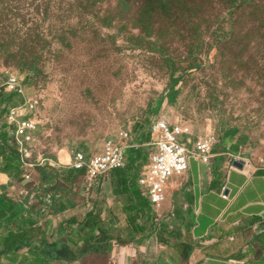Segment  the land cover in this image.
Returning <instances> with one entry per match:
<instances>
[{
    "label": "rangeland",
    "instance_id": "1",
    "mask_svg": "<svg viewBox=\"0 0 264 264\" xmlns=\"http://www.w3.org/2000/svg\"><path fill=\"white\" fill-rule=\"evenodd\" d=\"M235 1L188 0L147 12L144 0H0V73L31 77L29 93L38 99L36 157L57 160L61 150L65 163L77 150L98 152L123 129L140 143L154 120L167 117L196 139L215 135V151L242 154L250 168L263 167L264 0ZM31 170L29 179L21 172L5 181L7 192L16 185L11 196L38 189L39 171ZM83 182L78 175L70 188L67 217L90 206L88 199L111 194L107 181L90 190ZM110 200L122 217L127 200ZM49 218L54 224L60 216ZM172 246L160 244L158 254L182 264ZM105 258L79 264H104Z\"/></svg>",
    "mask_w": 264,
    "mask_h": 264
},
{
    "label": "crops",
    "instance_id": "2",
    "mask_svg": "<svg viewBox=\"0 0 264 264\" xmlns=\"http://www.w3.org/2000/svg\"><path fill=\"white\" fill-rule=\"evenodd\" d=\"M16 98L18 99V103L21 99L18 95H16ZM10 105L8 102H3V107L0 105V116L3 108H5L3 112L5 118ZM2 123L7 124L5 120ZM7 128L12 144L15 146L13 128L9 124H7ZM182 137L183 141L189 146L192 145L189 139L196 140L192 136L191 131L190 134L186 133ZM129 138H131L130 133ZM144 140L147 142L142 141L137 143L132 139H128L127 142L132 145L125 148V158L127 159V148L144 146L147 151V158L149 159L152 148L147 149L146 146H151V127L149 138H144ZM63 154L59 150L57 158H64ZM231 155L228 151L220 152L214 150L215 157L212 158L210 163H202L191 159L187 171L169 181L163 208L159 212L153 207L156 218L165 221L169 227L171 237L167 245L158 241L154 233L153 236L151 234L149 237L144 238L143 233L136 231L134 233L136 237L131 242L122 244L112 243L105 253H87L79 260L70 262L69 264H79L85 258L97 255L106 256L104 264H157L159 258L168 264H176V261L174 262L173 259L167 261L161 256L162 254H158V248L160 244L162 247L163 245L166 247L173 245L172 247H176L175 250L177 249V255L179 256L178 244L181 243V240H186V238L191 241L193 246V251L186 262L187 264H264V166L250 168V164L246 163L249 160L241 154L240 158L245 160V166L244 169L240 170L232 165L233 159ZM193 164L196 167H193ZM113 170L106 177L97 179L95 184L100 180L107 181V185H110L111 189V173ZM11 179H3L2 176L1 180L4 183L1 186L5 187V181H10ZM72 185H69L71 187H64L67 191L63 193L64 198L69 199L70 202L72 200L71 205L67 203L65 210L55 212L46 206L43 207V210L49 209L51 211V213L43 215V218L47 219L44 225L42 224V219L40 220L41 225H43L47 235L50 237L56 238L67 234L71 228L67 226L69 219L72 216L82 217L85 213V210H78V212H72L68 217L64 215L73 206L74 201L69 195L71 193L70 188H73ZM15 187V184L10 186L12 190L7 192L9 196H11ZM84 189H87L86 185ZM90 189L91 187L87 190ZM22 190L25 191V189H20L19 194H17L19 197L12 196L16 200H19V202H22L24 197L29 194V200H31L32 194L35 193L36 195L38 193L36 188L33 187L26 189V195H23ZM110 191L111 194L108 195V198L107 196L104 197V201L102 200L103 202L97 205L104 209L100 214L103 217L104 227L109 230L116 229L122 234L129 235L133 228L128 222L129 214L124 210V206L128 203V200L124 196H120L127 200L121 207V213L123 214L120 217L115 208L112 207L111 209L112 202L110 197L112 198L116 195L112 193V190ZM61 193L58 194L60 195ZM94 201L97 202V199H94ZM90 203L92 205L93 201L90 200ZM92 211L95 212V209L93 208ZM54 216H60V219L52 224L49 217L53 218ZM138 222H142L141 218L138 219ZM72 228H76L77 230L76 226L72 225ZM179 232L182 234L180 241L173 237L174 233L178 235ZM173 242L175 244H172ZM26 252V250L21 251L19 259L15 262H12L10 259H2L0 260V264H28L22 259V256ZM182 264H185L184 261Z\"/></svg>",
    "mask_w": 264,
    "mask_h": 264
},
{
    "label": "trees",
    "instance_id": "3",
    "mask_svg": "<svg viewBox=\"0 0 264 264\" xmlns=\"http://www.w3.org/2000/svg\"><path fill=\"white\" fill-rule=\"evenodd\" d=\"M147 12L158 8H169L172 10L178 6V3L185 4L188 0H144ZM253 0H236L238 6L251 4ZM151 8H150V7ZM30 76H26L27 82ZM4 102L16 104L15 94H1ZM176 97L175 86L168 93L170 102H174ZM5 111L3 108L2 113ZM2 115V114H1ZM142 139L149 138V133L142 136ZM10 134L7 124H0V173L3 179L17 178L22 172L21 160L18 149L10 142ZM127 159L124 167L112 171L111 190L116 196H124L128 203L124 210L129 214L128 222L132 226L129 235L122 234L120 231L109 230L104 227L103 217L100 215L103 208L98 207L102 200L93 201L90 207L85 208L82 217L72 216L67 226L71 227L67 234L59 237H50L39 224L43 219L45 211L43 207L56 211H62L67 208L69 199L64 198L67 191L62 187V183L72 185L78 175H82L84 170H76L73 167L38 166L40 174V185L35 196L38 204H29L30 194L24 197L22 202L9 196L6 188H0V260L10 259L15 262L19 259L20 253L26 250L22 256L25 263L28 264H69L79 260L87 253H105L112 243H126L135 239L136 231L143 233L144 238L156 235L158 241L162 244L170 242V230L165 221L157 219L154 208L147 196L143 194L141 187L137 183L139 172L143 164L147 162V151L144 146L131 147L126 149ZM61 184H60V183ZM52 190L49 201L46 194ZM62 192L60 195L58 193ZM90 201V199H88ZM93 208L95 212H93ZM49 213V211L47 212ZM46 215V214H45ZM142 222L139 223L138 219ZM73 226L77 227L72 228ZM76 230V231H75ZM174 238L179 241L182 234L174 233ZM179 256L185 264L193 251L191 241L181 240L178 244ZM181 254V255H180ZM157 264H168L159 258Z\"/></svg>",
    "mask_w": 264,
    "mask_h": 264
},
{
    "label": "built area",
    "instance_id": "4",
    "mask_svg": "<svg viewBox=\"0 0 264 264\" xmlns=\"http://www.w3.org/2000/svg\"><path fill=\"white\" fill-rule=\"evenodd\" d=\"M29 83L26 75L18 73H0V95L15 93L20 101L11 104L5 115V122L12 126L14 143L21 155L23 176L29 179L31 168L38 166L62 167L70 166L77 170H84L86 188L104 178L108 173L126 164L125 148L128 143L129 131L119 130L113 138L104 139L96 153L75 151L68 162L59 158L40 155L36 157V133L39 129L38 99L29 93ZM190 134V131L177 123H171L167 117H160L152 122V151L148 161L140 169L138 184L145 188L143 194L147 196L154 208L159 207L166 199V185L174 173L181 174L189 168L190 160L195 159L202 163H210L214 157L216 136L209 133L197 138L189 139L191 146L183 141L181 136ZM241 154H232L231 158H240ZM249 163V161H246ZM29 168V169H26ZM36 199L32 194L29 204ZM89 201H86L88 206ZM41 224V222H40Z\"/></svg>",
    "mask_w": 264,
    "mask_h": 264
},
{
    "label": "water",
    "instance_id": "5",
    "mask_svg": "<svg viewBox=\"0 0 264 264\" xmlns=\"http://www.w3.org/2000/svg\"><path fill=\"white\" fill-rule=\"evenodd\" d=\"M232 165L237 168V169H244V166H245V160L244 159H241V158H234L233 161H232ZM227 193V191H226Z\"/></svg>",
    "mask_w": 264,
    "mask_h": 264
}]
</instances>
